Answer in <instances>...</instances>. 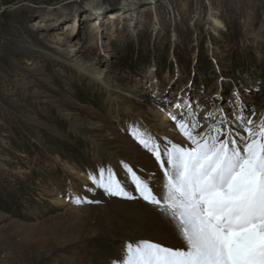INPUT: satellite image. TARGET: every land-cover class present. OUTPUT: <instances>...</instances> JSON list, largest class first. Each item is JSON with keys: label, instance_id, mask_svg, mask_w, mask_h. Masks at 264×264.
I'll list each match as a JSON object with an SVG mask.
<instances>
[{"label": "rangeland", "instance_id": "374dc122", "mask_svg": "<svg viewBox=\"0 0 264 264\" xmlns=\"http://www.w3.org/2000/svg\"><path fill=\"white\" fill-rule=\"evenodd\" d=\"M177 104L201 132L240 105L259 121L264 0H0V264H118L141 239L126 206H150L89 175L135 194L130 125L184 144Z\"/></svg>", "mask_w": 264, "mask_h": 264}, {"label": "snow or ice", "instance_id": "6c2138e0", "mask_svg": "<svg viewBox=\"0 0 264 264\" xmlns=\"http://www.w3.org/2000/svg\"><path fill=\"white\" fill-rule=\"evenodd\" d=\"M176 107L179 117L174 113L171 119L184 144L130 125L139 145L132 150L147 154L155 168L138 174L130 162H119L135 194L111 168H99L100 179L89 175L96 189L142 200L153 214L154 236L126 243L118 264H264V115L254 121V109L248 117L240 105L235 122L222 113L201 132L198 112L190 104L186 111L184 105ZM211 119L215 112L204 117Z\"/></svg>", "mask_w": 264, "mask_h": 264}, {"label": "bare ground", "instance_id": "6f19581e", "mask_svg": "<svg viewBox=\"0 0 264 264\" xmlns=\"http://www.w3.org/2000/svg\"><path fill=\"white\" fill-rule=\"evenodd\" d=\"M65 40L59 41V43H65ZM58 43V42H57ZM138 158L141 159L143 162V166L146 165V170L155 171V168L152 167V165L148 162L147 154L143 156H139L140 154L136 153ZM158 167V165L156 166ZM126 211L123 214L124 220L133 226L140 235L136 236L137 238H148L153 237L154 233L152 230V213L149 211H146V209H149L145 205L141 204H131L126 206ZM156 215H159V213H155ZM133 237V236H132ZM164 243H171L170 241H165Z\"/></svg>", "mask_w": 264, "mask_h": 264}, {"label": "trees", "instance_id": "16d2710c", "mask_svg": "<svg viewBox=\"0 0 264 264\" xmlns=\"http://www.w3.org/2000/svg\"><path fill=\"white\" fill-rule=\"evenodd\" d=\"M12 206H13L14 209H11V210H10V213H12V212L15 210V206H14V204H13ZM8 211H9V210H8Z\"/></svg>", "mask_w": 264, "mask_h": 264}]
</instances>
